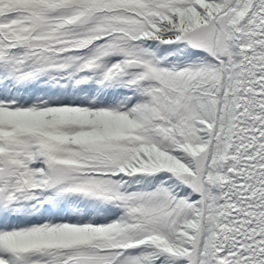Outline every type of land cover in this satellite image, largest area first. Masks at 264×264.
Masks as SVG:
<instances>
[{
  "label": "snow or ice",
  "instance_id": "6c2138e0",
  "mask_svg": "<svg viewBox=\"0 0 264 264\" xmlns=\"http://www.w3.org/2000/svg\"><path fill=\"white\" fill-rule=\"evenodd\" d=\"M0 264H264V0H0Z\"/></svg>",
  "mask_w": 264,
  "mask_h": 264
}]
</instances>
